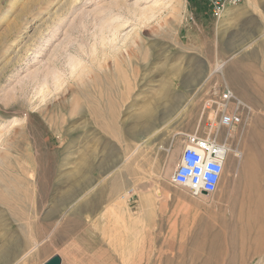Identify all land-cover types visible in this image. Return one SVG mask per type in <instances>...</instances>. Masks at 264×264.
Returning a JSON list of instances; mask_svg holds the SVG:
<instances>
[{"label": "rangeland", "instance_id": "1", "mask_svg": "<svg viewBox=\"0 0 264 264\" xmlns=\"http://www.w3.org/2000/svg\"><path fill=\"white\" fill-rule=\"evenodd\" d=\"M223 87L252 109L230 134L202 110ZM194 133L232 150L213 194L170 183ZM245 146L255 210L229 170ZM15 244L6 264H264V0L219 17L195 0H0V259Z\"/></svg>", "mask_w": 264, "mask_h": 264}, {"label": "built area", "instance_id": "2", "mask_svg": "<svg viewBox=\"0 0 264 264\" xmlns=\"http://www.w3.org/2000/svg\"><path fill=\"white\" fill-rule=\"evenodd\" d=\"M195 1L201 2L211 16L219 17L225 9L235 7L243 0ZM202 110L209 113L210 127L225 129L228 134L241 126L252 111L228 87L216 89L204 100ZM184 136L185 145L170 176V183L193 195L215 193L232 150L226 143H217L209 134L205 137H199L196 133Z\"/></svg>", "mask_w": 264, "mask_h": 264}, {"label": "bare ground", "instance_id": "3", "mask_svg": "<svg viewBox=\"0 0 264 264\" xmlns=\"http://www.w3.org/2000/svg\"><path fill=\"white\" fill-rule=\"evenodd\" d=\"M222 68H223V65L220 64V65H217V67L214 70L217 71V72H221ZM197 78H198L197 74L191 75L190 77L187 78L186 82L193 83L194 81H196ZM244 152H245L244 153V158L239 159V161L236 162V164L233 163L235 166H233L232 169H229V170L237 171L240 168L241 163H242L243 168H245L244 169V177H245V181H246L245 197L247 196L246 197L247 203L250 206H252L253 209H254V208H258V207H260L262 205L261 196L259 195V193H257V188H258L257 185H258V180H259V174H258V172L256 171V169L254 167H251V168L249 167V162H250V160L252 161V159H251L252 157H250V154H251L250 147L249 146L248 147L245 146ZM236 156H239V155H236ZM224 171H225V168H224ZM105 172H107V171H105ZM105 172H103V173H105ZM109 173H110V171L107 172V174H109ZM110 175H112V174H110ZM74 177H72L71 179L69 178L70 180H68L69 181L68 184L70 185L69 186V191L67 193L68 198L73 197L72 196L73 195V191L75 190V187H77V180L78 179H83V180L85 179L83 177H79V178H76V177L74 178ZM108 177H110V176H108ZM116 184H117L116 182H113L112 185H116ZM56 214H57L56 210H51V212L49 213L47 219H54ZM74 214L75 213H70L65 219H63L61 221L62 222L61 223L62 225H61V228H60V233L61 234L69 235L72 232H74V230L77 228L78 216L76 214L75 215ZM18 253H19L18 245L15 244V245H12L11 247L7 246L2 251L0 263L1 264L8 263L10 260H13L14 258H16Z\"/></svg>", "mask_w": 264, "mask_h": 264}, {"label": "water", "instance_id": "4", "mask_svg": "<svg viewBox=\"0 0 264 264\" xmlns=\"http://www.w3.org/2000/svg\"><path fill=\"white\" fill-rule=\"evenodd\" d=\"M45 264H61V258L59 256H54L50 258Z\"/></svg>", "mask_w": 264, "mask_h": 264}]
</instances>
